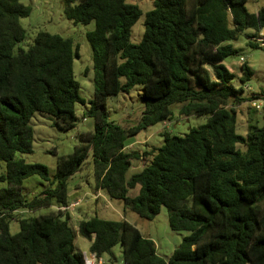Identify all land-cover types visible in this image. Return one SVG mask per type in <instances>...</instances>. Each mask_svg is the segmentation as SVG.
<instances>
[{"label": "trees", "instance_id": "1", "mask_svg": "<svg viewBox=\"0 0 264 264\" xmlns=\"http://www.w3.org/2000/svg\"><path fill=\"white\" fill-rule=\"evenodd\" d=\"M62 1L69 21L95 24L87 33L95 72L87 116L94 131L79 136L73 153L58 157L54 177L44 165L17 159L33 153L36 113L68 132L76 127V105L85 100L74 75L79 53L73 40L39 32L21 48L28 38L21 20L32 9L20 0H0V163L6 164L0 181L7 185L0 189V264H85L76 235L111 264H117L118 245L122 264H264V120L260 126L253 118L254 107L247 134L237 132V109L261 96L244 98L243 85L253 76L246 61L239 76L224 65L237 55L232 42L240 35L262 32L264 7L250 13L249 0H155L143 39L134 44L132 29L143 12L128 0ZM236 77L240 88L232 85ZM136 87L144 102L138 124L110 122L108 99ZM174 107L181 116L209 121L183 137L164 132L159 148L127 150L142 131L170 121ZM89 159L94 191L148 221L164 207L171 230L189 233L168 259L127 220L96 216L71 225L69 181ZM135 162L144 168L128 178ZM31 177L46 185L29 196L21 190ZM41 209L53 210L22 215ZM12 221L20 226L16 235Z\"/></svg>", "mask_w": 264, "mask_h": 264}, {"label": "rangeland", "instance_id": "2", "mask_svg": "<svg viewBox=\"0 0 264 264\" xmlns=\"http://www.w3.org/2000/svg\"><path fill=\"white\" fill-rule=\"evenodd\" d=\"M155 0H128L129 4L139 7L143 16L132 29L131 41L139 44L145 32L144 20L145 15L153 10ZM20 2L32 9L28 18L22 19L23 28L27 31V40L20 45L21 48L27 49L34 41L39 32L57 34L63 38L72 39L75 47L78 49L79 58L74 61V75L80 85V95L85 100V104H77L75 112L77 115L76 127L68 132L56 130L51 125V118L47 115L36 113L32 118L34 129L33 153L30 155H18L17 159L24 160L27 164H41L48 168L51 177L56 174L58 157L67 156L73 153L74 148L79 144V136L94 131V121L87 116L89 110V101L94 96L95 72L92 62V49L87 40V33L95 29L92 22L88 25L75 24L69 21L64 15V4L62 0H20ZM264 7V0H249L247 9L250 13H255ZM256 38H252L253 36ZM250 42L257 44L259 47L250 46ZM233 47L237 50V55L225 60L227 66L234 74L239 76L241 73V58H244L247 65L253 72L251 80L243 85L244 98H250L257 94L260 99L257 104L261 109L253 114V118L259 121L260 126L263 123L264 115V29L261 33L248 30L240 35L237 41L232 42ZM236 88H240L241 82L239 77L232 82ZM143 92L141 87H136L129 93L120 94L117 97L109 98L107 102L109 121L122 127H134L138 124L144 110L142 100ZM246 102L239 106L238 110V129L240 135L245 136L248 130L249 113L252 112L250 107L253 103ZM209 117L198 116H181L179 109L174 107L172 119L165 123L142 131L138 136L129 142L128 151H145L153 148H159L163 145L161 135L167 132L170 136L183 137L192 129L207 124ZM243 149V148H242ZM144 165L141 162H135L128 172L127 177L139 173L143 170ZM6 164L0 163V176L5 173ZM93 168L91 159L88 160L83 169L78 172L70 181V191L77 196L71 202L81 200L78 207L69 211L71 215V225L76 228L78 221L99 217L111 221L127 220L135 225L143 236L154 241L157 253L160 257L168 259L173 252L180 246L182 240L189 235L188 232H176L171 230L166 208L152 221L144 220L135 213L125 211L120 201L112 200L102 192L101 196L97 191L91 188L89 182H92ZM46 183L38 177H31L26 180L22 186V193L32 196L38 193ZM7 185L0 181V189ZM135 194V193H134ZM54 209V208H53ZM53 209H41L36 212L23 213L26 217H36L46 214ZM12 235L20 231L17 221L10 224ZM91 242L76 235V251L82 253L85 258L91 260L90 253ZM114 258L117 264H122V248L116 246L113 250ZM96 260V261H95ZM94 264H111L109 256L103 259L95 258Z\"/></svg>", "mask_w": 264, "mask_h": 264}, {"label": "built area", "instance_id": "3", "mask_svg": "<svg viewBox=\"0 0 264 264\" xmlns=\"http://www.w3.org/2000/svg\"><path fill=\"white\" fill-rule=\"evenodd\" d=\"M240 62L241 63H244L245 62V59L244 58H241L240 59ZM258 103V101H255L254 103H253V107L256 109V110H260L261 109V105L260 104H257ZM99 194L97 195L98 197H100L101 196V192H98ZM80 202H81V200L79 199V200H77V201H75V202H72L71 204H70V206L67 208V210H69V211H71V210H74L76 207H78V205L80 204ZM88 257H86L85 258V264H94V262L96 261L95 260V258H96V256L95 255H91V260L90 259H87ZM92 260H95V261H92Z\"/></svg>", "mask_w": 264, "mask_h": 264}, {"label": "crops", "instance_id": "4", "mask_svg": "<svg viewBox=\"0 0 264 264\" xmlns=\"http://www.w3.org/2000/svg\"><path fill=\"white\" fill-rule=\"evenodd\" d=\"M129 146H130V145H129ZM129 146H128V148H129ZM130 147H131V146H130ZM128 148H127V149H128ZM70 195H71L72 199H73L74 197L77 196L75 193H72V192L70 193Z\"/></svg>", "mask_w": 264, "mask_h": 264}]
</instances>
